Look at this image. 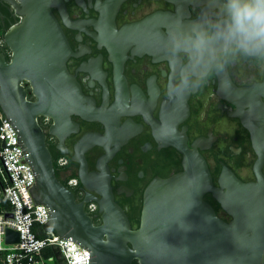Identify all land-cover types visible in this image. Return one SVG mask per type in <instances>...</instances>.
Instances as JSON below:
<instances>
[{
    "label": "flooded vegetation",
    "instance_id": "1",
    "mask_svg": "<svg viewBox=\"0 0 264 264\" xmlns=\"http://www.w3.org/2000/svg\"><path fill=\"white\" fill-rule=\"evenodd\" d=\"M48 2L70 50L67 72L89 112L70 115L72 130L49 117L37 121L57 178L95 226L99 202L110 193L135 229L148 184L184 169V155L165 144L173 128L203 158L215 188L228 186L230 173L245 184L264 182V58L219 59L218 42L203 55L191 51L198 30L222 23L224 0ZM21 8V0H0V52L7 61L4 36L19 24ZM22 84L33 102L29 84ZM92 135L101 143L81 150V140ZM203 200L216 217L232 220L211 193Z\"/></svg>",
    "mask_w": 264,
    "mask_h": 264
},
{
    "label": "water",
    "instance_id": "2",
    "mask_svg": "<svg viewBox=\"0 0 264 264\" xmlns=\"http://www.w3.org/2000/svg\"><path fill=\"white\" fill-rule=\"evenodd\" d=\"M21 4L19 24L4 36L10 60L0 52V110L17 130L35 173L31 195L49 210L47 230L87 250L89 264H264V182L245 184L230 173L228 186L215 188L203 158L189 149L176 128L165 144L184 155V169L148 184L138 227L132 229L110 193L99 202L101 224H93L83 203H76L62 178H57L37 121L39 116L49 117L72 130L69 117L87 114V99L67 72L70 50L48 0H21ZM24 81L33 102L26 99ZM50 134H56L54 126ZM101 140L92 135L79 147L83 150ZM206 193L231 214L230 222L215 216L203 200ZM5 242L18 243V232L7 228Z\"/></svg>",
    "mask_w": 264,
    "mask_h": 264
},
{
    "label": "built area",
    "instance_id": "3",
    "mask_svg": "<svg viewBox=\"0 0 264 264\" xmlns=\"http://www.w3.org/2000/svg\"><path fill=\"white\" fill-rule=\"evenodd\" d=\"M26 156L17 130L0 110V264L53 263L52 256L44 255L48 249H55L64 264H89L87 250L47 230L49 210L31 195L35 173ZM88 209L95 212V204ZM7 214L12 218H5ZM7 228L18 232V243L6 244Z\"/></svg>",
    "mask_w": 264,
    "mask_h": 264
},
{
    "label": "clouds",
    "instance_id": "4",
    "mask_svg": "<svg viewBox=\"0 0 264 264\" xmlns=\"http://www.w3.org/2000/svg\"><path fill=\"white\" fill-rule=\"evenodd\" d=\"M222 10V23L211 31L198 30L191 51L203 55L218 42L219 59L236 53L264 58V0H224Z\"/></svg>",
    "mask_w": 264,
    "mask_h": 264
},
{
    "label": "trees",
    "instance_id": "5",
    "mask_svg": "<svg viewBox=\"0 0 264 264\" xmlns=\"http://www.w3.org/2000/svg\"><path fill=\"white\" fill-rule=\"evenodd\" d=\"M54 170H55V166H54ZM131 223L133 224V221H131ZM136 227H138V226H136ZM136 227H134V228H136ZM44 255L46 257L52 256L53 257V264H64L62 262V260L59 258L58 253L55 249L54 250L53 249L46 250V252H44ZM132 264H137V262L134 261Z\"/></svg>",
    "mask_w": 264,
    "mask_h": 264
},
{
    "label": "rangeland",
    "instance_id": "6",
    "mask_svg": "<svg viewBox=\"0 0 264 264\" xmlns=\"http://www.w3.org/2000/svg\"><path fill=\"white\" fill-rule=\"evenodd\" d=\"M48 264H53V263L52 262L51 263L49 262Z\"/></svg>",
    "mask_w": 264,
    "mask_h": 264
}]
</instances>
